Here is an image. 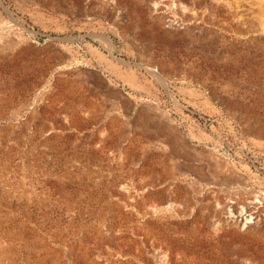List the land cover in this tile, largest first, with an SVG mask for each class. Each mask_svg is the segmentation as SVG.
<instances>
[{"label": "rangeland", "instance_id": "rangeland-1", "mask_svg": "<svg viewBox=\"0 0 264 264\" xmlns=\"http://www.w3.org/2000/svg\"><path fill=\"white\" fill-rule=\"evenodd\" d=\"M252 205L264 0H0V264H264Z\"/></svg>", "mask_w": 264, "mask_h": 264}, {"label": "bare ground", "instance_id": "bare-ground-1", "mask_svg": "<svg viewBox=\"0 0 264 264\" xmlns=\"http://www.w3.org/2000/svg\"><path fill=\"white\" fill-rule=\"evenodd\" d=\"M157 7V4H154V6H153V8L155 9ZM242 9H243V7H242ZM169 24H171V22L169 23ZM174 24V23H173ZM172 25V24H171ZM175 28V27H174ZM179 28V27H178ZM168 203V202H167ZM231 202H229V201H225L224 203H223V207L225 208L224 210H226L227 208H229V210H230V208L232 207L231 206ZM237 204V203H236ZM252 204V203H251ZM236 206V205H235ZM256 206V205H255ZM254 205H252V206H250V207H248V211H249V214L251 215H249L248 216V214H244V213H241V211L239 212V213H237V216L236 217H233V216H231V215H229V216H225L224 217V219L226 218L227 219V221H229V222H231V223H235V224H237V225H239L243 230H246V232H247V230L248 231H252V232H254V231H257V229L256 228H254V227H251V225L250 226H247V225H249V224H254V226L255 227H263L264 225H263V223L262 222H264L263 220H262V214H261V212H260V209H257L256 207H255ZM234 208V207H233ZM236 209V208H235ZM257 209V210H256ZM259 210V211H258ZM227 211V210H226ZM262 211V210H261ZM225 214V213H224ZM223 215V214H222ZM248 216V217H247ZM247 217V218H246ZM264 217V216H263ZM253 219V220H251V219ZM253 221V222H252ZM232 224V225H233ZM239 228V227H238ZM256 229V230H255ZM259 229V228H258ZM241 230V229H240ZM242 230V231H243ZM245 232V231H244ZM235 235V234H234ZM154 255V254H153ZM158 260V259H157ZM160 260V259H159ZM158 260V261H159Z\"/></svg>", "mask_w": 264, "mask_h": 264}]
</instances>
